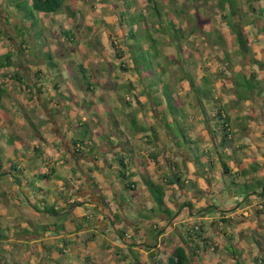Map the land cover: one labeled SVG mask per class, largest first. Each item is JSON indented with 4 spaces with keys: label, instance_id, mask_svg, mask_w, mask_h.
Wrapping results in <instances>:
<instances>
[{
    "label": "rangeland",
    "instance_id": "rangeland-1",
    "mask_svg": "<svg viewBox=\"0 0 264 264\" xmlns=\"http://www.w3.org/2000/svg\"><path fill=\"white\" fill-rule=\"evenodd\" d=\"M137 1L139 4L135 3L134 7L132 0H64L63 6L57 11L39 14L33 10V15L26 17L24 13L30 11L27 5L29 1H13L15 6L21 7L19 13L11 0H0V55L9 54L13 61L11 66L0 69L1 78L14 72H28L27 79L32 81V75L38 68L45 71L46 75L43 82L45 86L42 85L43 94H37L33 83H27L28 90H32L29 92L15 80L6 82L5 79V90L8 93L0 101V162L4 166L8 162H15L21 170L0 175V264H82L86 254L97 264H121L115 252V247L119 245L115 238L117 234L109 223H114L115 228H118V222L123 223L120 220L125 216L128 218L127 237L138 244L133 246L134 250L148 264H152L150 253H154V258L160 260V264H166L172 245L186 246L182 241L187 239L185 229L193 223L202 226L208 242L199 256L191 258L190 264H235L239 255L243 264H252L254 254H264V215L255 213L257 207L264 209V206H260L254 194L263 192L264 197V34L251 24V16L244 15L245 4L242 0H235L238 9L235 19L240 22L241 31L251 51L245 58L249 56L257 62L251 60L244 65V59L238 60V73L230 76L227 65L220 63V58L235 52L238 47L232 43L231 40L235 38L229 30H226L225 36L230 41L225 42V47L215 49L213 40L211 45L205 41L200 44L204 55L201 56L198 50L191 53V62L194 59L198 61L200 56L202 58L194 66V71H205L211 78L208 84L201 83V93L208 95L203 99L206 108L212 106L209 95L214 80L215 96L220 95L231 119L237 159L228 158L226 162L233 168H236L237 163L240 172L230 180H225L217 157L214 167L206 159V155L209 156L207 151L213 148V143L209 138L206 139L204 130H201L204 127L203 121L199 118L189 119L190 116L184 118V124L188 123L192 127L187 133L194 138L191 139L193 143L185 141L187 138L183 137L181 126L171 123L172 131H176V138L173 136L177 140L175 142L166 137V129L171 131V128L153 116L157 113L152 109L146 94L140 93V86L136 89L140 102L134 98L133 91L128 89L129 81L136 79L138 72L132 68L133 59L129 58L127 51L123 57H116V46L112 41L116 40V45L124 44L130 28L128 20L136 19L133 12L141 10L145 15L149 12L147 0ZM156 1L158 5L163 3L164 6H170L166 3L168 0ZM127 2L131 6L125 9ZM184 3L187 2L176 0L173 7L177 8ZM197 10L201 16H212L215 12L212 5H202ZM186 22L187 19L183 27L190 28ZM140 26L146 28L147 24L142 23ZM140 26L135 24L133 27L140 32L136 33L138 38H132L126 45L132 43L135 52L141 53L138 50L140 47L145 53L149 66L147 76H150L145 79L147 91L154 94L153 91L162 84L155 101L161 103L162 108L157 106L158 109L164 110L171 119L165 106L164 94L167 90H164L163 84L167 83V79L163 75L162 66L167 63L163 55L175 54L177 57V54L172 46L164 48L160 40L156 42L157 47L152 46L149 36L145 35V30ZM205 30L208 31L206 27L200 30L202 35L206 34ZM21 40L24 42L21 43L22 52L19 49ZM158 50L161 54L155 53ZM232 56L238 57L236 53ZM123 60L126 66H130L126 70H122L119 65ZM36 61L41 66L38 67ZM221 68H224L223 72ZM144 70L147 71L146 67ZM250 71H255L259 80L246 78ZM154 78H159L161 84L156 85ZM64 81L68 86H64ZM55 82L57 87L54 86ZM87 83L91 86L90 91L81 87V84ZM187 89V83L175 86V91L180 94H184ZM196 93L194 91L193 95ZM124 99H128L132 105L128 106ZM48 106L52 108L51 113ZM186 106L188 104L182 107L185 109ZM64 110L68 111H65L68 115ZM50 118L61 122L56 124L60 132H79V139L88 142L90 150L85 148L79 156L73 154L62 159L66 151L72 149V144L57 139ZM77 119L80 126L77 125ZM180 120L178 118L177 125H182ZM151 127L157 129V140L153 137ZM147 138L150 140L146 141ZM32 145L38 147V156L31 151ZM130 145L132 149L129 152ZM169 148L172 149L171 157L177 159L178 165L181 160L186 162L185 166L182 165L186 171L183 172V178L196 180L198 189L191 190L194 194L182 191L177 182L171 186L161 180V176L168 171L167 162L160 156L163 153L161 149ZM11 149L16 150L14 154L19 153V158L21 155L23 158L15 159V155L9 153ZM132 150L137 159L133 158ZM152 152L158 153L160 166L157 168L149 155ZM115 154L125 157L127 168L137 174L134 178L124 179L120 176L121 166ZM84 155L88 158H84ZM92 155L103 163L107 159L111 168L101 170L105 174L95 169L89 163ZM138 157L145 165L137 162ZM193 157L198 159L199 164L202 163L200 166L206 167L207 172L203 176H199L196 166L194 168ZM81 158L84 161H79L82 165L80 176L88 179L95 169V178L104 177L97 184L104 195L102 213L105 212V221L109 223L95 221L93 224L96 227L91 228L86 224L84 230L77 232L74 227L85 224L83 215L86 209H93L79 202L84 197L89 199L87 191H84L87 196L83 198L77 193L74 195L79 203L65 207L69 210L74 206L70 213L62 212L64 209L50 212L53 204L49 195L54 198V193L61 194L58 193L61 183H70L72 173L79 175L75 163ZM98 162L103 166V163ZM88 166L93 168L89 169ZM2 171L1 166L0 173ZM140 173H147L154 183L163 186L164 200L167 199L170 206V220L166 214H162L161 207L140 179ZM45 176L48 180H45ZM130 180L134 182L133 188L127 189L124 183ZM76 181L72 179V183L77 186ZM46 191L50 192L49 195ZM38 201H42L44 206L38 207ZM209 204H213L214 209L209 206L208 214L200 215L197 210ZM58 205L60 207L64 203L59 202ZM45 208H48V212L44 211ZM39 209L43 211L39 213ZM69 218L73 219L72 222ZM221 218L225 220L221 221ZM62 225H70L74 229L73 233H63ZM54 233H58L57 238L53 237ZM64 235L69 243L62 247ZM36 236L37 239H34ZM84 239L88 240L87 243Z\"/></svg>",
    "mask_w": 264,
    "mask_h": 264
},
{
    "label": "trees",
    "instance_id": "trees-1",
    "mask_svg": "<svg viewBox=\"0 0 264 264\" xmlns=\"http://www.w3.org/2000/svg\"><path fill=\"white\" fill-rule=\"evenodd\" d=\"M13 1L17 0H11L12 4L14 5ZM28 1V0H26ZM161 1V0H160ZM149 2V12L145 15L144 11L141 10L137 12H133L132 15L136 17V19L128 20V25H130V28L127 30V35H125V42L119 43L116 45V40L112 41L113 45L116 46L115 48V54L117 58L123 57L125 51H127L129 54V58L132 57L133 63L132 68L138 72L136 75L137 78L129 81L128 83V89L129 91H133L134 98L140 102L139 100V94L136 92L137 86L139 85L141 92H144L152 106V109L155 110L156 114H153L154 117L158 118L157 120L162 122H165V126H169L171 128V131L167 132V138L174 139L173 136H175V130L172 131V127L170 124H176V126H181L182 134L185 139V141H188L189 143H193L191 139H194L191 137L189 133H187V130H192L191 126H188L189 124H184V118H187L190 116L189 119H195L199 118V120L203 121L204 127L201 130H204V135L207 136L206 139L209 138V141L213 143V148L211 147V150L207 151L206 159L208 162H211V167L215 166V161L218 159L220 161L219 169L221 171V175L225 177V180H230L232 177H235L240 172V168H238V165L236 163L235 167L229 166L226 160L228 158H236V149L234 148V133H232L231 129V119L229 117V114L226 113V109L224 108V102H222L220 95L215 96L216 91L215 90V82L212 80V87L213 90L211 92L210 99L211 107L205 106L203 103V99L208 96L204 93H201L200 89L202 87V84H208L209 80L211 79L209 77V74H207L205 71L197 70L194 71V66L198 65L200 63V60H202V49L200 47L201 43H210L211 40H213L212 45L215 46V49L218 47H225V42L229 40V37L225 36L226 30H229L234 35V40H231L232 43H236L238 46L235 48V52L229 53L228 55H224L221 59V64L227 65L229 68L230 76H233L234 73H238L237 63L238 60L241 61L244 59V65L248 61H254L257 62V60L251 59V57L248 56L246 59V55L250 53V46L247 42V39L244 35V33L241 31V24L239 21H236L235 17L238 16V9L236 6L235 0H185V2L189 3L188 7L185 8L184 4H180L179 7L174 8L173 6L176 4V0H168L166 3L170 6H164V4H157L156 0H147ZM162 2V1H161ZM200 2V3H199ZM132 5L135 7V3H138L137 0H132ZM165 3V2H164ZM242 3L245 4V12L247 16H251V24H253L254 27L258 29L259 32L264 34V2L263 0H242ZM64 0H30L27 5H29V12H25L24 15L26 17L33 15V10L38 12L39 14H47L50 12L57 11L61 6H63ZM139 4V3H138ZM203 6H209L212 5V8H215V12L213 11V15H203L201 16L198 14V10L200 7ZM15 6V5H14ZM130 3H126L125 9H128L130 7ZM17 9L21 10V7L15 6ZM190 8V9H188ZM193 9V10H192ZM192 12H191V11ZM213 10V9H212ZM73 13V12H72ZM131 16V15H129ZM188 20L186 22V25H189L190 28L183 27V23L185 20ZM130 21V22H129ZM149 22H151V26H149ZM142 23L147 24V27L144 28L140 26ZM137 24L138 27H142L145 30V35L149 36V40L152 44V46L157 47V40H160L161 44L164 46H172V48L175 50L177 57L175 54H166L164 53L163 57L166 60L167 65L162 66L163 75L167 79V83L163 84L164 90H167L165 92V106L166 110L168 109V113L171 114L172 118L170 119L165 114L164 110H162L161 103L156 100V97L158 98V90L162 86V84L159 82V78H154L156 81V85L159 83L161 84L160 87L153 91L154 94H150V92L147 91L146 87V78H149L150 76H147L148 73V61L145 57V53L141 51L140 47H138V50L141 53L134 51V45L132 43L127 44V41L131 40L132 38H138L136 36L137 34H140L137 30L133 29L134 25ZM218 24V25H217ZM198 25V26H196ZM207 28L208 31H206V34L202 35L201 31L204 28ZM186 28V29H185ZM201 30V31H200ZM136 31V32H135ZM140 31V30H139ZM150 34H147V33ZM197 34V35H196ZM198 34H200V38L198 37ZM196 35V36H195ZM67 38V37H66ZM200 39V40H198ZM26 41V40H24ZM230 41V40H229ZM21 43H24L22 40L20 41L19 49L22 52L23 48H21ZM129 45V46H128ZM118 46V47H117ZM136 48V47H135ZM165 48V47H164ZM198 50L201 53V56L198 61L194 59V61L191 62L192 58V51ZM230 51V50H228ZM244 52V53H243ZM155 53H159V50ZM236 53L238 57H233L232 54ZM204 55V54H203ZM232 56V57H231ZM240 58V59H238ZM131 61V60H130ZM247 62V63H248ZM13 63L11 57L9 54L0 55V69L4 67L11 66ZM120 68L122 70L128 69L130 66H126V63L123 61H120ZM143 66V67H142ZM144 67H146L147 71L144 70ZM201 69V68H198ZM167 70L169 72H167ZM221 71H224V68H221ZM201 72V73H200ZM0 72V77H1ZM7 79H14L17 82L25 85L27 87V84L22 80V77L18 73H14L11 75H4ZM248 79H255L259 80V77L257 76V73L255 71H250L247 76H245ZM181 83H187L188 89L184 94H180L175 91V86L181 85ZM83 86V89L90 91L91 86L89 83L87 84H81ZM138 86V87H139ZM182 87V86H181ZM194 91H197V93L194 94ZM238 91V89H237ZM193 92V93H192ZM4 94V89L2 87V80H0V100ZM91 94V93H90ZM237 94V92H236ZM238 95V94H237ZM202 99V100H201ZM124 101L128 104V106H131L132 103L128 99H124ZM185 104H188V106L185 107V109L182 106H185ZM157 106H160V110ZM192 106V108L190 107ZM193 110L191 114V111ZM208 111V112H207ZM178 118H181L179 122H182V125H177ZM254 120H256V117L254 116ZM169 124V125H168ZM153 137L157 140L158 139V133L157 129L155 127H151ZM197 133V131H196ZM200 134V131L198 135ZM201 135V134H200ZM199 135V136H200ZM176 138V136H175ZM214 139H217L214 141ZM150 138H147L146 141H149ZM169 141V140H168ZM175 141V139L173 140ZM177 141V140H176ZM175 141V142H176ZM170 142V141H169ZM89 149V143H85L81 139H75L72 141V150L73 153L76 155H79L81 153H84V150ZM35 150H39L37 147H34ZM228 149H231V152H228ZM163 153L160 154L161 158L167 162L168 165V171L164 173V175L161 176V180L166 183L167 185H175V182H177L178 186L182 187L183 189H187L190 193L191 190L198 189L197 188V182L195 179L189 178L186 180L183 178V172L185 161L181 160V164L178 165L177 159H173L171 157L172 149H161ZM131 149L129 148V152ZM158 153L152 152L150 153V158L156 165L155 167L160 166V160H158ZM93 160L96 159L95 156H91ZM217 157V159H216ZM119 161V165L121 166L120 176L124 179H132L133 176L137 175L133 173L130 169L127 168V162L125 160V157L123 155H118L116 157ZM195 159L194 165L196 166V170L199 174V176H203L207 171H205L206 167H202V163H198V159L196 157H193ZM138 161V160H137ZM139 163H142L141 160L138 161ZM0 168L2 166V162H0ZM239 163V162H238ZM184 165V166H182ZM6 168L4 171L0 173V175L6 174L8 172L12 173L13 171L19 170L20 167L15 162H8L5 164ZM182 166V167H180ZM197 167L199 169H197ZM204 169V171H203ZM21 170V169H20ZM209 170V169H207ZM186 173V172H185ZM75 175V173H72ZM49 176V175H48ZM140 179L143 181V183L147 186V189L149 190L150 194L154 197L155 201L159 204V206L162 209V214H166V217L170 220L171 216L170 214V206H168L167 203H165V192L163 191V186L158 183H154L147 173L143 174L140 173ZM28 180V178H27ZM45 180H48V178L45 176ZM70 180V179H69ZM182 185H181V181ZM29 184V180L27 181ZM63 183V188L59 189V193H61V197L65 203H68V201L74 197L73 193H79L78 191L83 190L84 187V180H81L80 183L82 186H80L77 190H74L72 192L67 193V190L69 188H72V181L70 180V183ZM231 183V182H230ZM94 185L95 194H97V197L101 200H103V194H99V190L96 187V183L93 181L91 183ZM134 182L132 180L126 181L124 183V187L127 189L133 188ZM48 192V191H47ZM50 193V192H48ZM194 194V193H192ZM256 198L259 200V204L261 207L264 206V197L263 192L261 193H254ZM81 203V201H79ZM76 201L75 197L74 200L68 205H73L75 203H79ZM35 204V203H34ZM38 207H43L44 205ZM191 208V204L189 205ZM209 206H211L214 209L213 204H209L205 207H202L198 209V213L200 215H207ZM259 206V205H258ZM37 207V208H38ZM180 208H178L179 211ZM58 209L53 207L49 209L50 212L56 213ZM61 210V209H60ZM59 210V211H60ZM37 211H43V210H37ZM44 211L48 212V208H45ZM255 213L257 215H264V209L256 208ZM168 214V215H167ZM93 215V214H92ZM176 215V214H175ZM91 215L84 217L87 221L91 223H95L96 220H92ZM107 215H104L102 219V223H109L106 222ZM170 217V218H169ZM173 217V216H172ZM225 220L224 218H221V221ZM122 221V220H120ZM120 223V227L115 228L114 223H109L113 230L116 232V240L119 242V245L115 247L116 254H118V257L121 260V264H148L146 261H143V259L139 258V254L135 252V248L133 246L138 245L136 243H133L130 239L127 237V223L126 222H118ZM63 232L66 231V226L62 225ZM204 230L202 226L197 224H188L185 229V235L187 239L185 238L184 241L186 243V246L183 244H176L171 246V251L167 256L166 264H190L192 257H197L201 252H203L207 246L206 242H208V239L204 236ZM93 233V231H92ZM95 237V233L93 234ZM196 237V239H195ZM89 238L88 240H90ZM88 240L84 239V242L87 243ZM197 240H200L198 242ZM69 243V240L66 239V236H63L62 239V247L66 246V244ZM184 243V244H185ZM132 245V246H131ZM142 247V246H141ZM129 249V251H128ZM130 254H129V253ZM126 253V254H125ZM150 252H148L149 254ZM129 255L131 258H129ZM234 256V254H232ZM149 256L152 258V264H160V260L155 259L154 253H150ZM79 258L80 256L77 255ZM89 254H86L83 257L82 264H97L95 260L93 261ZM239 258H241V255H239ZM239 258H236L235 264H243L239 260ZM252 264H264V254L258 253L257 255L254 254L252 258Z\"/></svg>",
    "mask_w": 264,
    "mask_h": 264
},
{
    "label": "crops",
    "instance_id": "crops-1",
    "mask_svg": "<svg viewBox=\"0 0 264 264\" xmlns=\"http://www.w3.org/2000/svg\"><path fill=\"white\" fill-rule=\"evenodd\" d=\"M29 2H30V0H28ZM14 6V5H13ZM19 13H20V11L17 9V8H15ZM63 41V40H62ZM36 63L38 64L37 66L39 67V66H41V63H39L38 61H36ZM36 66V65H35ZM23 67H25V66H23ZM44 72L45 71H41L40 70V68H38V69H36V71L34 72V75H32V76H34L33 78H32V81H28V72H27V74H24V73H22V72H18V74L22 77V80L27 84V83H29V84H34L35 85V88H36V92H37V94H43V86H45V84L43 83L44 82V77H46V75L44 74ZM15 73V72H14ZM13 73V74H14ZM17 73V72H16ZM8 75H11V74H8ZM24 78H25V80H24ZM6 79V77H4V75H3V77L1 78L0 77V80H2V87H3V89H4V94H6V92L8 93V91L7 90H5L6 89V87H5V83L6 82H8V81H14V79L12 80V79H7V81L5 80ZM134 80V79H133ZM6 81V82H5ZM16 81V80H15ZM131 81V80H130ZM17 82V81H16ZM17 83H19V82H17ZM63 83H65V81L63 82ZM20 85H21V83H19ZM23 85V84H22ZM43 85V86H42ZM24 87H26L25 85H23ZM54 86L55 87H57L58 85H57V82H55L54 83ZM64 86H68V85H66V83H65V85ZM63 86V87H64ZM28 87V86H27ZM26 87V88H27ZM82 88H83V86H81ZM29 88V87H28ZM28 88H27V90H28ZM29 92H31L32 90L30 89V90H28ZM4 94H3V96H4ZM3 96H2V98H3ZM2 98H1V100H2ZM31 99H33L32 97H31ZM0 100V101H1ZM66 105V104H65ZM49 108H48V111L51 113V110H52V108H51V106H48ZM75 108L76 109H81V107H76L75 106ZM44 109H45V105H44ZM69 109L71 110V108L69 107ZM65 111H67V110H64V112ZM68 112V111H67ZM66 113V112H65ZM67 115H68V113H66ZM76 121H78V119L76 120ZM49 122L52 124V126L55 128V130H56V137H57V139L59 140V141H61V142H63V143H68L69 141V143L70 144H72V141L73 140H75V139H79V132H77L76 134L74 133V132H70L69 130L66 132V133H63V132H60L57 128H56V124L57 125H59V124H61V122H59V120H57V119H51L50 118V120H49ZM78 124V126H80L79 124V121L77 122ZM64 127H65V124H64ZM52 137V136H51ZM31 148H32V150L31 151H33V153H36V155H37V153L39 152V150L37 151V150H35L34 149V147H36L35 145H32V146H30ZM38 148V147H37ZM129 149V148H128ZM130 149H132V145H130ZM13 151H16V150H13V149H11V150H9V153L10 154H12L13 156L15 155V159H17V160H21L22 158H23V156L21 155L20 156V158H19V153L18 152H16V154H14L13 153ZM31 153V152H30ZM132 155H133V158H135L134 157V154H135V151L134 150H132ZM42 154V153H41ZM73 150L72 149H68L67 151H66V154H65V156H62V159H66L67 157H68V155H71V156H73ZM82 154V153H81ZM81 154H79V155H81ZM118 154V153H117ZM117 154H115L116 156L115 157H117L118 155ZM17 155V156H16ZM76 155V154H75ZM79 155H77V156H79ZM38 156V155H37ZM75 157V156H74ZM84 158H88V156H86V155H84L83 156ZM84 158H81V159H77V163H75L76 164V170H78V173L82 170V165H81V162H79V161H81V160H83L84 161ZM135 159H137V158H135ZM107 160V159H106ZM104 161V163L101 161V159H95V160H93L92 159V157H91V159L89 160V163L90 164H92L93 166H94V168L95 169H97L98 171H103V169H105L106 167L107 168H111L108 164H107V161ZM126 160V159H125ZM140 159H139V157H138V161H139ZM61 161V160H60ZM98 161H100L101 163H103V166H101L100 165V163L98 162ZM137 161V162H138ZM149 162V161H148ZM59 162H56L55 164H58ZM139 163V162H138ZM1 164V163H0ZM141 165H145V163H140ZM45 165H47V163L45 164ZM78 165H79V167H78ZM93 166H88L87 168H89V167H92L93 168ZM147 167V169H148V171H149V166L147 165L146 166ZM5 168H6V166H4L3 165V162H2V170L4 171L5 170ZM194 168H195V165H194ZM20 169H21V167H20ZM89 169H91V168H89ZM95 169H93V173H91L90 174V177L87 179V178H85L84 176H80L81 174L79 173V175H76V173H75V175H73V174H71V178H69L71 181H72V179H74L75 178V180H77L76 182V184H77V186L76 185H74L73 183H72V188H69L68 190H67V193H69V192H72V191H74V187H75V190H77L80 186H82L81 185V183H80V181L81 180H84V187H83V190H81L80 192L82 193V195H79V193H74L73 195H78V196H81L82 198L86 195L85 193L86 192H84V191H87V195H89V199H85V197H84V200H82L81 201V203H83V204H85L86 206H88V207H93V209H90V210H88V209H86V214H84L83 215V218L84 217H87V216H89V215H91L90 217H91V219L92 218H94L97 222H102V219H103V217H104V215H106V214H103V213H105V212H103L102 213V204H103V200H101V199H99L98 197H97V194H95V190H94V185H92L91 183L94 181L96 184V187L98 188V184H97V182H99V183H101L99 180H103L104 179V177H101V178H95ZM71 170H73V168L71 167ZM52 171V170H51ZM101 171V172H102ZM152 171H153V169H152ZM53 172V171H52ZM186 172V171H185ZM100 173V172H99ZM103 174H105L104 172H102ZM96 175H97V173H96ZM101 176H103L102 174H100ZM136 176V175H135ZM135 176H133L132 178H134ZM26 180V182L28 181L27 180V178L25 179ZM186 180V179H185ZM62 182V181H61ZM171 186H174V185H171ZM199 187V186H198ZM60 188H63V183H61V187ZM98 190H99V194L101 193L100 192V189L98 188ZM187 189L185 188V189H183L182 191H186ZM188 191V190H187ZM44 192V191H43ZM45 193H47V195H49V193L46 191ZM59 193V192H58ZM190 193V192H189ZM86 195V196H87ZM50 197H52L51 198V203L55 206V208L56 209H64L62 212H71V208L72 207H74V206H72L69 210H67V209H65V207H67L68 206V203H70V202H72L73 200H74V197H72L69 201H68V203H65L64 201H63V199H62V197H61V194H57V192L56 193H54V196L56 197H54L53 198V196H51V195H49ZM103 197H104V195H103ZM36 199H39V198H36ZM58 200H60V201H58ZM39 203H40V206H42V201H38ZM59 202H63L64 203V205L63 206H60V207H58L59 205H58V203ZM165 203H167V199H165ZM21 204H23L22 202H21ZM73 205H76V203L75 204H73ZM169 206V205H168ZM85 208V207H84ZM94 208H95V210H94ZM41 210V209H40ZM87 210H88V212H87ZM39 213L40 212H42V211H38ZM88 213V214H87ZM93 214V215H92ZM185 216V215H184ZM203 216H206V214L205 215H203ZM69 220L72 222V220L73 219H71V218H69ZM84 222H85V224L82 226V227H74V229L77 231V232H80L81 230H84L85 229V227H86V224L88 225V227L90 226L91 228H94V227H96L95 226V224H93V223H91V222H89V221H87L86 219H84L83 220ZM123 222H128V218L125 216L124 218H123V220H122ZM74 229H72L71 227H70V225H68V226H66V231L67 232H63V233H67V235L68 234H72L73 233V230ZM129 231H128V229H127V233H128ZM57 234L58 233H54V234H52L53 235V237L54 238H57ZM129 234V233H128ZM128 234H127V236H128ZM58 236H60V235H58ZM37 237L38 236H36V237H34V239H37ZM47 252V251H46ZM15 264H19L18 262L16 263L15 262Z\"/></svg>",
    "mask_w": 264,
    "mask_h": 264
}]
</instances>
